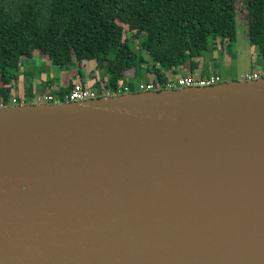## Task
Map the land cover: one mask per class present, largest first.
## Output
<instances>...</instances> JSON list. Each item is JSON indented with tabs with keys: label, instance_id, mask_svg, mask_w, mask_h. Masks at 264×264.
<instances>
[{
	"label": "water",
	"instance_id": "1",
	"mask_svg": "<svg viewBox=\"0 0 264 264\" xmlns=\"http://www.w3.org/2000/svg\"><path fill=\"white\" fill-rule=\"evenodd\" d=\"M0 264H264V77L0 109Z\"/></svg>",
	"mask_w": 264,
	"mask_h": 264
},
{
	"label": "trees",
	"instance_id": "2",
	"mask_svg": "<svg viewBox=\"0 0 264 264\" xmlns=\"http://www.w3.org/2000/svg\"><path fill=\"white\" fill-rule=\"evenodd\" d=\"M237 1L0 0V97H7V87L17 80L21 59L30 58L27 43L51 66L76 69L79 77L59 88L58 96L87 81L79 72L86 63L113 91L128 73L146 72L161 83L187 64V75H193L219 45L235 41ZM244 1L248 41L262 53L264 0ZM135 40L137 46H131ZM25 97L32 99L30 93Z\"/></svg>",
	"mask_w": 264,
	"mask_h": 264
},
{
	"label": "rangeland",
	"instance_id": "3",
	"mask_svg": "<svg viewBox=\"0 0 264 264\" xmlns=\"http://www.w3.org/2000/svg\"><path fill=\"white\" fill-rule=\"evenodd\" d=\"M237 33H236V39L231 43L230 46H224L223 48L219 45L218 51L219 53L215 55V52H211L208 55L211 54L218 56V61L216 65H214L215 69H211V67L208 65L205 68V71L203 72H194L193 76H200V75H207L208 70H212V72L218 73V75L221 77V82H231L239 81L242 78H244L246 75H252V74H258L260 78L264 77V51L261 53V51L258 49L257 46H252L247 38L246 31H247V15L245 10V1L244 0H238L237 1ZM124 28L126 30L125 36L129 37V30L128 26L124 25ZM134 47L137 46L138 41L135 40L133 43ZM221 49V50H220ZM25 51H30V58L23 57L21 59V66L18 73L17 80L14 82L13 86H8L7 88H10L9 94L7 95L8 99L16 98L17 100H20L24 94L26 93V82L25 80L28 79V75L32 73V77L39 81L35 85L50 83V85L54 87L63 88V86L70 84L71 81L74 80L75 75L77 72L75 68L69 69V70H61L56 67H53L50 65L49 61L41 56L37 50L30 49L28 43L26 44ZM210 56V57H211ZM95 66H89V64H83L82 68L79 70L82 76L86 74L87 81L85 83L90 84L91 86H94L95 82L100 85V81L95 75L100 77V73L94 72ZM202 70V69H199ZM189 68L187 64L183 68H176L175 74L172 73L173 71H170L169 74L171 77L179 76H186L188 74ZM209 73V72H208ZM212 74V73H211ZM25 76V78L23 77ZM90 77V78H88ZM95 77L96 79H93ZM154 83L153 76H150V74H147L144 72L143 74H138L137 76H133L131 73H128L125 76V82L120 81V86H123L124 88L126 85H128V90L125 91H134L135 93L144 92L142 89L140 90V85H147ZM118 85V86H119ZM131 86V87H130ZM97 87V86H94ZM99 87V86H98ZM43 87H38L37 92L40 94L45 91L43 90ZM124 89L122 90V92ZM128 93V92H127ZM124 94V93H123ZM117 96V95H116ZM29 104H32V100L29 102ZM9 106H14L13 104L9 103Z\"/></svg>",
	"mask_w": 264,
	"mask_h": 264
},
{
	"label": "built area",
	"instance_id": "4",
	"mask_svg": "<svg viewBox=\"0 0 264 264\" xmlns=\"http://www.w3.org/2000/svg\"><path fill=\"white\" fill-rule=\"evenodd\" d=\"M260 79L258 74L246 75L241 80L243 81H251ZM221 77L216 74H207V75H200L194 77L193 75H186V76H176L168 77L167 80L164 82H156L147 85H140V90L142 89L144 92H157L160 90H178L183 88H206L211 87L217 84H220ZM107 79L104 82H100L99 87L91 86L87 83H80L76 82L73 84L71 90L64 94L63 96H58L56 91L58 88L54 89H47L46 92L42 94H36L31 100L32 104H60L63 102H81L87 100L98 99L102 97H111V96H118L122 95L123 93H127L128 88H124L123 86H118V88L113 91L112 89L108 88ZM124 91L122 92V90ZM9 103L13 104L14 106L26 105L29 104V100L23 96L20 100L16 98L8 99L7 97H0V109L11 107Z\"/></svg>",
	"mask_w": 264,
	"mask_h": 264
},
{
	"label": "crops",
	"instance_id": "5",
	"mask_svg": "<svg viewBox=\"0 0 264 264\" xmlns=\"http://www.w3.org/2000/svg\"><path fill=\"white\" fill-rule=\"evenodd\" d=\"M219 52L218 51H215V55L216 54H218ZM215 55H212L210 58H209V60L206 62V61H204L203 62V64L200 66V68L202 69V70H198V71H196V72H203V71H205V68L209 65L210 67H211V69H212V67H213V69H215L214 67V65H216V63H217V61H218V56H215ZM210 69V71L208 70V72H207V74H216V75H218V73H216V72H212V70ZM189 72V71H188ZM177 76H179V75H177ZM183 76V75H182ZM185 76V75H184ZM24 78H25V76H23ZM75 77H76V79H74V81L75 80H77V78L79 77V75L78 74H76L75 75ZM74 77V78H75ZM28 79H26L25 80V82H26V85H25V88H26V93L24 94V96H26V94L27 93H30V96H31V98H33L36 94H39L36 90H37V88L38 87H43L44 89H45V91H43V92H46V90L47 89H54V88H60V86L59 87H54L53 88V86L52 85H50V83H46L45 85H43V84H40L41 86H39V85H35V84H37L39 81H36L33 77H32V73L30 74V75H28V77H27ZM174 78V77H173ZM260 78V77H259ZM232 81H234V80H232ZM28 89V90H27ZM43 89V90H44ZM8 94H9V92H8Z\"/></svg>",
	"mask_w": 264,
	"mask_h": 264
}]
</instances>
